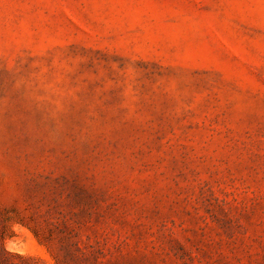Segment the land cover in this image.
<instances>
[{"label":"rangeland","instance_id":"obj_1","mask_svg":"<svg viewBox=\"0 0 264 264\" xmlns=\"http://www.w3.org/2000/svg\"><path fill=\"white\" fill-rule=\"evenodd\" d=\"M0 264H264V0H0Z\"/></svg>","mask_w":264,"mask_h":264}]
</instances>
